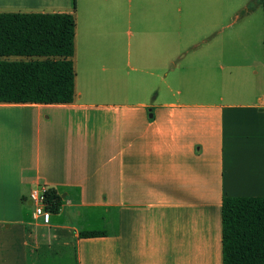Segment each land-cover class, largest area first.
<instances>
[{
  "label": "crops",
  "instance_id": "0c3cea01",
  "mask_svg": "<svg viewBox=\"0 0 264 264\" xmlns=\"http://www.w3.org/2000/svg\"><path fill=\"white\" fill-rule=\"evenodd\" d=\"M135 2L134 54L129 41L123 54L133 19L121 0H0V12L75 10L76 23L75 102L0 104V264H44L52 245L73 247V264H222V198L264 197L263 16L199 54L214 75L210 103L164 98L167 85L151 101L91 100L100 81L129 93L165 82L171 3ZM224 43L235 57L222 65ZM224 68L239 86L226 95ZM36 186L61 198L47 226L32 220Z\"/></svg>",
  "mask_w": 264,
  "mask_h": 264
},
{
  "label": "trees",
  "instance_id": "16d2710c",
  "mask_svg": "<svg viewBox=\"0 0 264 264\" xmlns=\"http://www.w3.org/2000/svg\"><path fill=\"white\" fill-rule=\"evenodd\" d=\"M263 13L264 0H253ZM74 10L0 12V104L69 105L76 99ZM45 209L57 213L61 198L46 192ZM222 264H264V197H223ZM81 232V238L102 236Z\"/></svg>",
  "mask_w": 264,
  "mask_h": 264
},
{
  "label": "rangeland",
  "instance_id": "374dc122",
  "mask_svg": "<svg viewBox=\"0 0 264 264\" xmlns=\"http://www.w3.org/2000/svg\"><path fill=\"white\" fill-rule=\"evenodd\" d=\"M168 1L171 3L172 8V22L170 25V32H167V54H172V60L166 68V74H164L165 85L163 83L161 84V82L158 83L157 81L155 88L152 90H140L137 92L130 91L129 93L127 90H116V87L121 89L122 85L106 86L101 85L103 84V81H100L97 83L100 85H95L93 86L92 91H88L91 100L95 99L100 103L111 101L117 102L118 99L123 96L125 98H145L146 100L148 99V101H151L156 98L158 92L160 97H162V95L166 93L165 86L167 85L174 92H167V94L164 95V98L173 99V97H176V91L179 90L180 96H178V98H181V100H199L205 103L212 102L211 97L202 96L207 95V91H213L214 83L212 78L214 75L210 71H203L202 65L205 64L202 62V59L204 56H202L201 59L199 54H212V46L214 43L219 42L220 39L223 40L224 37L225 42L226 38L231 34H239V29H241L242 23L247 19L246 15H249L251 12H254L250 20L251 25L253 26L256 23V20H258L260 26L261 18L263 16L261 5L253 0ZM121 2L123 3L125 14L127 12L131 13V18L133 19L131 25L126 23L124 26L122 39L125 45V50L123 51V54H127V41H129L128 45H130L128 49L130 52L128 54H134V39L131 38L126 31H130V33L134 34V29L136 28V20L134 16L138 15L140 12L136 10V6L138 5H136L137 3L135 0H121ZM129 2L131 4H129ZM77 4L80 5V0H77ZM236 11L239 14L238 17H240V19L234 21V13ZM261 33L262 32L260 31L259 39L261 38L263 40ZM261 39L260 41L258 40L259 46L261 45ZM224 49L227 54H222V58L224 57L221 62L222 65L223 62L235 57L233 56V49L231 50L228 48L225 43ZM251 51L256 53V48L253 50L251 47ZM80 54L85 53L80 50ZM235 55L240 56L239 54ZM259 56L260 60H262V51ZM199 68L202 71L199 70ZM127 71L128 69L126 68L125 72ZM129 73L132 74L131 72ZM228 73L229 70L227 68H224L221 72L222 79L221 82H219V88L222 90V95L231 94L239 89L237 84L233 83L234 85H230V82L224 79L223 75H227ZM233 73L234 72H232V74ZM98 77H103V75L99 74L97 75V78ZM125 84L127 86V81ZM240 87L244 89L242 86ZM72 248L73 247H70L65 250L62 246L55 247V245H52V249L45 252V256L41 260L44 261V264H73L72 260L74 251Z\"/></svg>",
  "mask_w": 264,
  "mask_h": 264
},
{
  "label": "built area",
  "instance_id": "2783aa9c",
  "mask_svg": "<svg viewBox=\"0 0 264 264\" xmlns=\"http://www.w3.org/2000/svg\"><path fill=\"white\" fill-rule=\"evenodd\" d=\"M47 189L45 186L34 187L28 195L32 205V220L35 223H40L47 226L50 223L51 214L45 209V200Z\"/></svg>",
  "mask_w": 264,
  "mask_h": 264
}]
</instances>
